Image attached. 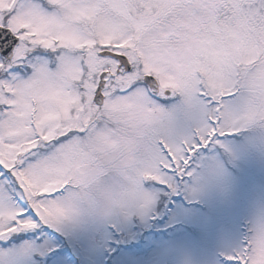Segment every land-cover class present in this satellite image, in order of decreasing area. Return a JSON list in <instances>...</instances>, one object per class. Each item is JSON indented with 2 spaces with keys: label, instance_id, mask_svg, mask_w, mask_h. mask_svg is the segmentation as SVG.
Returning a JSON list of instances; mask_svg holds the SVG:
<instances>
[{
  "label": "snow or ice",
  "instance_id": "snow-or-ice-1",
  "mask_svg": "<svg viewBox=\"0 0 264 264\" xmlns=\"http://www.w3.org/2000/svg\"><path fill=\"white\" fill-rule=\"evenodd\" d=\"M245 151L264 0H0V264H264Z\"/></svg>",
  "mask_w": 264,
  "mask_h": 264
},
{
  "label": "rangeland",
  "instance_id": "rangeland-1",
  "mask_svg": "<svg viewBox=\"0 0 264 264\" xmlns=\"http://www.w3.org/2000/svg\"><path fill=\"white\" fill-rule=\"evenodd\" d=\"M254 135L259 136L258 133ZM244 140L245 137L241 136L236 143L242 145ZM230 172L227 199L217 202L216 211L220 214L238 211L245 215L264 206V156L258 151H245Z\"/></svg>",
  "mask_w": 264,
  "mask_h": 264
}]
</instances>
